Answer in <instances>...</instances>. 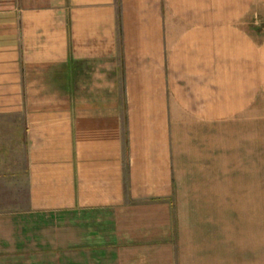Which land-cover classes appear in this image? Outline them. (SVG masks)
Masks as SVG:
<instances>
[{"label": "crops", "instance_id": "crops-1", "mask_svg": "<svg viewBox=\"0 0 264 264\" xmlns=\"http://www.w3.org/2000/svg\"><path fill=\"white\" fill-rule=\"evenodd\" d=\"M0 264H264V0H0Z\"/></svg>", "mask_w": 264, "mask_h": 264}, {"label": "rangeland", "instance_id": "rangeland-1", "mask_svg": "<svg viewBox=\"0 0 264 264\" xmlns=\"http://www.w3.org/2000/svg\"><path fill=\"white\" fill-rule=\"evenodd\" d=\"M211 161H214V159H210L209 160V164L211 163ZM207 168L212 169L214 168V165L208 166ZM208 169V170H209ZM215 177L216 174L214 173V171H208L207 173H204L202 175L196 176L194 175V180H198L199 181H194L190 182V184L192 186L188 187L187 186V201H193L194 200V196H204V197H209V196H214L215 195ZM193 179V178H192ZM204 180L203 182H201V180ZM192 198V199H191ZM191 208V205H187V208ZM212 207H214V205L211 204H203L202 208L206 209H211ZM193 208H195V206H193ZM202 221H207V222H211V217L204 214L201 218ZM207 225L203 224H198L197 227L202 228V227H206Z\"/></svg>", "mask_w": 264, "mask_h": 264}]
</instances>
